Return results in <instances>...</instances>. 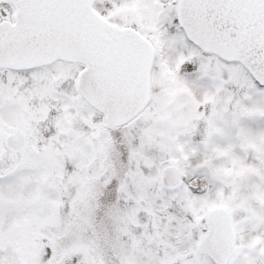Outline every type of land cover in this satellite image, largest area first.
<instances>
[{"label":"snow or ice","instance_id":"snow-or-ice-1","mask_svg":"<svg viewBox=\"0 0 264 264\" xmlns=\"http://www.w3.org/2000/svg\"><path fill=\"white\" fill-rule=\"evenodd\" d=\"M0 264H264V0H0Z\"/></svg>","mask_w":264,"mask_h":264}]
</instances>
